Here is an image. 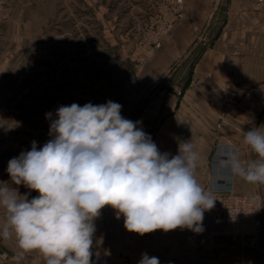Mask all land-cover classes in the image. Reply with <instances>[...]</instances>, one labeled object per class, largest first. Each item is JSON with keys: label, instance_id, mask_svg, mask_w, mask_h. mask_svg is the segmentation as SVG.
Instances as JSON below:
<instances>
[{"label": "clouds", "instance_id": "1", "mask_svg": "<svg viewBox=\"0 0 264 264\" xmlns=\"http://www.w3.org/2000/svg\"><path fill=\"white\" fill-rule=\"evenodd\" d=\"M121 105L108 101L83 107L73 103L57 110L50 125L53 139L9 161L13 184L39 195L31 200L0 184V207L7 219L0 236L15 237L23 252L37 250L46 264H92L94 220L110 206L124 227L139 235L187 228L202 232L204 212L215 199L194 176L197 154L187 141L169 159L139 122L121 116ZM51 116V113L48 114ZM244 143L259 159L242 166L229 153L231 172L264 184V132H244ZM256 204L264 207L259 199ZM139 264H160L142 254Z\"/></svg>", "mask_w": 264, "mask_h": 264}, {"label": "crops", "instance_id": "2", "mask_svg": "<svg viewBox=\"0 0 264 264\" xmlns=\"http://www.w3.org/2000/svg\"><path fill=\"white\" fill-rule=\"evenodd\" d=\"M184 2L161 48L135 53L134 86L116 103L121 116L139 122L169 159L189 141L198 157L194 176L206 190L219 139L239 150L243 164L255 153L244 143V132H264V0ZM121 216L105 206L94 220L92 264H139L142 254L160 264H240L244 247L187 228L144 234L141 249L127 253Z\"/></svg>", "mask_w": 264, "mask_h": 264}, {"label": "rangeland", "instance_id": "3", "mask_svg": "<svg viewBox=\"0 0 264 264\" xmlns=\"http://www.w3.org/2000/svg\"><path fill=\"white\" fill-rule=\"evenodd\" d=\"M159 1L0 0V184L37 197L12 183L9 161L54 138L50 125L60 107L117 102L134 86L135 53L149 54L141 40ZM258 159L254 153L241 164ZM235 190L264 203V184L237 176ZM6 219L0 207V231ZM226 241L244 247L240 264H264V207L255 237ZM44 261L37 250L23 252L14 236H0V264Z\"/></svg>", "mask_w": 264, "mask_h": 264}, {"label": "built area", "instance_id": "4", "mask_svg": "<svg viewBox=\"0 0 264 264\" xmlns=\"http://www.w3.org/2000/svg\"><path fill=\"white\" fill-rule=\"evenodd\" d=\"M185 0H160L154 15L141 40L144 52L154 53L161 48L162 41L173 30L183 10ZM198 86V83H194ZM177 96L182 91L176 92ZM235 152L239 159V150L221 137L217 142L210 162L209 180L206 192L215 199L214 207L204 212L202 228L211 238L224 240H246L255 237L262 224V207L255 195L240 194L235 191V177L227 163L229 153ZM120 237L127 253L133 254L141 249L144 235L129 232L124 227L121 216Z\"/></svg>", "mask_w": 264, "mask_h": 264}]
</instances>
